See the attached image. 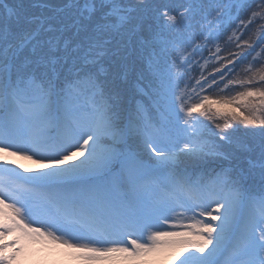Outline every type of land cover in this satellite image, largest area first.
I'll list each match as a JSON object with an SVG mask.
<instances>
[{
    "label": "snow or ice",
    "instance_id": "6c2138e0",
    "mask_svg": "<svg viewBox=\"0 0 264 264\" xmlns=\"http://www.w3.org/2000/svg\"><path fill=\"white\" fill-rule=\"evenodd\" d=\"M36 242L264 264V0H0V264Z\"/></svg>",
    "mask_w": 264,
    "mask_h": 264
},
{
    "label": "rangeland",
    "instance_id": "374dc122",
    "mask_svg": "<svg viewBox=\"0 0 264 264\" xmlns=\"http://www.w3.org/2000/svg\"><path fill=\"white\" fill-rule=\"evenodd\" d=\"M229 51L233 50L231 48L228 49ZM205 56H207V52L204 53ZM221 55H224V53H221ZM216 67H219V64H216ZM243 67V65H237V68H241ZM257 67H259V65H257ZM212 69L211 67H209L205 74L207 75L208 72H211ZM194 75H196L197 77L199 76V70L197 68V70L195 71ZM223 85H221L222 87ZM208 94H212V93H208ZM226 94V93H225ZM243 127V126H242ZM239 136L241 137H244V133L243 131H241L240 133H238ZM10 159H15L18 161L19 164H22L24 167L23 169H20V171H23L25 173V175H30L31 174V171L29 170H32V171H35V170H40L43 168V165L38 163L37 162V159H32V160H29V159H24V158H21V157H11ZM216 164L215 162H210L209 164V168L211 167H215ZM40 242H36V244H39ZM35 244V243H34ZM49 246V245H48ZM45 249V248H44ZM51 254V251L49 252H44L42 254V256L40 257H30L28 255H23L20 257L19 261H18V264H50V262H48L45 257L49 256ZM55 264H60V263H55ZM73 264H80L79 261H76L75 263ZM166 264V262H165Z\"/></svg>",
    "mask_w": 264,
    "mask_h": 264
},
{
    "label": "bare ground",
    "instance_id": "6f19581e",
    "mask_svg": "<svg viewBox=\"0 0 264 264\" xmlns=\"http://www.w3.org/2000/svg\"><path fill=\"white\" fill-rule=\"evenodd\" d=\"M11 238V237H9ZM45 248V249H44ZM51 251V254L47 257H45V259L50 262V264H55L60 263V264H73L75 263L77 260L67 256L64 251L62 249L56 248L55 246L52 245H47V244H43V243H39V244H31L28 252L26 253V255L30 256V257H40L42 256V254L44 252H49Z\"/></svg>",
    "mask_w": 264,
    "mask_h": 264
}]
</instances>
